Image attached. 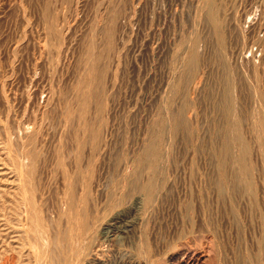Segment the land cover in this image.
Wrapping results in <instances>:
<instances>
[{"label":"rangeland","instance_id":"rangeland-1","mask_svg":"<svg viewBox=\"0 0 264 264\" xmlns=\"http://www.w3.org/2000/svg\"><path fill=\"white\" fill-rule=\"evenodd\" d=\"M68 262L264 264V0H0V264Z\"/></svg>","mask_w":264,"mask_h":264},{"label":"bare ground","instance_id":"bare-ground-1","mask_svg":"<svg viewBox=\"0 0 264 264\" xmlns=\"http://www.w3.org/2000/svg\"><path fill=\"white\" fill-rule=\"evenodd\" d=\"M212 11L210 10V13H211ZM212 16H213V14H211ZM90 48H92V47H90ZM91 55H92V53H91ZM94 61V60H93ZM92 61V56H90V58H89V60H88V62H87V66H88V70H92V68H93V62ZM194 63H195V58H191V60H190V62L189 63H187V67L188 68H191V69H193L192 67L194 66ZM192 71V70H191ZM227 88V87H226ZM225 88V92H226V94H228V95H226V98H230L231 99V95L229 94V92H230V90L227 88L226 89ZM81 97V96H80ZM90 98L91 97H89L88 95H84L83 97H82V100H80V102H81V104L82 105H86L87 106V104H88V102H89V100H90ZM255 99L257 98L256 96L254 97ZM258 99V98H257ZM229 101V100H228ZM230 104H231V102H229ZM229 103H228V105H226V106H224L223 107V114H224V117L226 118V121H227V124H228V126H227V128L224 130V132L225 133H227V140H226V142H225V144H224V146H223V149H222V152H220V154H219V156H221L222 158V160H224V158L226 159V158H230V159H232L234 162L233 163H236V166L238 165L239 167H240V169H241V171L243 172V174L244 175H241L242 176V178H245V179H249L250 177V175H248L249 174V172H250V170H249V168H248V166L245 164V160L243 159V157L245 158V156L247 157V151H246V145L242 142V139L239 137V121L236 119V116H235V112H234V106H231V105H229ZM230 138H235L236 140V142H237V145L240 147V151H238V150H234L233 151V148H232V146H231V144L229 143V141H228V139H230ZM221 168H223V164L221 165ZM23 176V175H22ZM121 176V175H120ZM163 176V175H162ZM241 176L240 177H238V178H240L241 179ZM129 177H124L123 178V180L122 181H119L118 183H117V188H118V191L120 192V194H121V190H122V188H124V187H126V185H127V183H125L127 180L126 179H128ZM160 178H162L161 177V175H150V177H149V179L147 180V183L146 184H144V185H141L140 187L139 186H137V188L139 187L140 188V190H141V192L144 194V197L146 198L145 199V202H144V207L146 208V207H151V205H152V203H153V201L155 200V196H156V193H157V190H158V188L160 187V183H161V181H160V183H159V179ZM67 180V179H66ZM124 180H126V181H124ZM70 182V181H69ZM128 182V181H127ZM140 185V184H139ZM249 185H251V184H249ZM67 189H69V188H67ZM24 190V189H23ZM65 191V190H64ZM82 191H83V189H82ZM26 192V191H25ZM24 192V193H25ZM77 192V191H76ZM85 192V191H84ZM63 194H64V192H63ZM66 194V193H65ZM119 194V195H120ZM26 195H27V193H26ZM77 195V194H76ZM81 195V194H80ZM82 195H83V193H82ZM84 196V195H83ZM82 196V197H83ZM116 196H117V192H116ZM66 197H67V204H68V208H69V210L67 209V211L68 212H70V214L73 216V217H76V215H75V213L73 212V210H72V208L75 206V199H76V197H75V195L74 194H71L70 192L68 193V194H66ZM25 198V197H24ZM80 198V197H79ZM116 198V197H115ZM26 199V198H25ZM80 199H82V198H80ZM118 200V199H117ZM117 200H116V202H117ZM86 201V200H85ZM112 201V200H111ZM81 202V201H80ZM84 202V201H83ZM115 202V201H114ZM65 203V202H64ZM67 204H65V206L67 205ZM113 204V203H112ZM24 207V206H23ZM85 207V206H84ZM66 208V207H65ZM80 211H81V207H80ZM86 211V210H85ZM79 213V212H78ZM80 214V213H79ZM86 214V213H85ZM84 214V215H85ZM26 216V215H25ZM145 217V216H144ZM71 218V217H70ZM77 219V218H76ZM145 221V220H144ZM144 224V223H143ZM84 225L85 224H81V223H79V224H77V225H75L76 226V229H72L71 231H68V234L67 235H64V237L61 239V241L62 240H64L63 241V243H65V244H67L68 243V246H72L73 245V242H74V240H79V241H84V239H82L83 238V232H84ZM133 228V224H129V225H127L126 226V229H124V232L126 233V232H128L130 229H132ZM70 230V229H69ZM72 231H73V233H72ZM45 233V232H44ZM43 233V234H44ZM89 235V234H88ZM76 237V238H75ZM60 238V237H59ZM86 239V238H85ZM45 241H46V238H45ZM52 241H54V239H52ZM51 242V241H50ZM59 242V241H58ZM47 243H48V240H47ZM79 244V243H78ZM45 245V244H44ZM80 245V244H79ZM81 245H82V243H81ZM42 246V245H41ZM46 246V245H45ZM48 246V245H47ZM39 248H40V246H39ZM38 248V249H39ZM41 248H43V247H41ZM40 248V249H41ZM74 248V247H73ZM46 249H47V247H46ZM76 249V248H75ZM70 250H73V249H70ZM48 251V250H47ZM49 252V251H48ZM47 252V253H48ZM43 253V252H42ZM41 253V255L42 256H40L39 255V257H41L42 258V260L44 259V262L45 261H50V262H55L57 259H56V257H54V254H42ZM68 257V256H67ZM66 258V257H65ZM61 260V259H60ZM65 260V259H64ZM38 261V260H37ZM78 261V260H77ZM42 262V261H41ZM71 262V261H70ZM57 263V262H56ZM60 264V263H59ZM68 264H69V262H68Z\"/></svg>","mask_w":264,"mask_h":264}]
</instances>
